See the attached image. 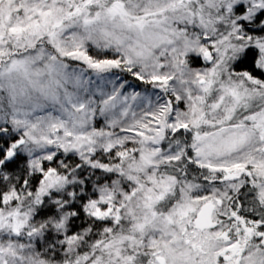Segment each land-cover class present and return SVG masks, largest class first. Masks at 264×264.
<instances>
[{"label": "snow or ice", "instance_id": "1", "mask_svg": "<svg viewBox=\"0 0 264 264\" xmlns=\"http://www.w3.org/2000/svg\"><path fill=\"white\" fill-rule=\"evenodd\" d=\"M42 41L57 54H48L49 73H62L66 65L58 64L57 58L65 57L97 73L123 71L138 87L147 86L168 96L154 105L143 92L125 94L124 84L119 85L123 91H117L109 81L113 93L104 101L103 110L113 111L119 104L123 105L121 115L127 116L134 106H147L144 120L122 128L121 136L115 139V133L102 128L99 121L88 136L74 137L65 129L67 141L60 145L65 151L84 146L72 143L73 139L92 145L93 136H104L108 138L104 151L123 159L127 153L117 149L129 136L155 146L173 135L176 154L170 159L180 160L185 152L179 151L184 143L179 138L186 134L192 141L186 154H195L196 167L205 169L213 184L219 180L230 189L201 196L174 211L160 205L162 212L155 209L168 188L155 196L147 195L153 219L136 226L139 238L137 234L121 235L104 244L115 249L117 264H264V213L249 217L230 205L223 213L226 220L217 217L224 200H231V192L243 191L246 186L253 189L252 203L264 205V0H0V83L7 82L13 97L15 80L39 84L33 79L38 72L32 65L45 58L46 50L39 47ZM86 41L115 46L123 49L124 55L117 58L104 53L101 57L86 47ZM25 49L35 50L36 55L21 57ZM202 62L212 65L206 73L196 70ZM186 65L194 72L190 80L184 79ZM137 66L151 71H140ZM169 67L173 72L167 71ZM176 71L180 92L176 91ZM98 91L105 94L102 88ZM83 108L81 104L77 110ZM214 113L221 115L210 119ZM11 116V127L8 114L0 117L4 121L0 123V169L8 171L27 159L22 151L28 142L25 136L31 143L38 142L27 131L19 134L20 126L37 127L25 113L13 109ZM115 126V121L107 125ZM51 128L58 133L63 123H53ZM205 128L215 131H202ZM39 140L53 143L50 136H40ZM157 154L154 151L141 159L151 166ZM56 159L54 154L46 157L41 176L55 170ZM35 179L42 182L40 176ZM104 207L111 211L108 205ZM109 212L97 208L94 215ZM149 229L159 233V238L144 235ZM13 231L19 229L13 226ZM8 250L15 254L11 246Z\"/></svg>", "mask_w": 264, "mask_h": 264}, {"label": "clouds", "instance_id": "2", "mask_svg": "<svg viewBox=\"0 0 264 264\" xmlns=\"http://www.w3.org/2000/svg\"><path fill=\"white\" fill-rule=\"evenodd\" d=\"M130 35L135 39L133 34ZM39 47L46 51L45 58L32 65L33 71L38 72L33 77L39 81L37 86L23 79L15 80L17 90L13 97L7 82L0 83V117L8 114L11 127L13 109L25 113L27 119L37 127L20 126L19 134L23 135L27 131L38 139L37 143H31L29 136H25L28 141L22 149L27 157L25 162L12 171L0 169V264H117L115 249L105 248L104 244L121 235L137 234L138 224L153 219V209L148 206L147 195L155 196L165 186L168 188L164 199L155 209L162 212L164 209L160 205L174 211L197 201L201 196L211 197L230 191L227 183L217 180L213 184L208 179L210 174L196 167L195 154H186L192 145L186 134L179 138L184 141L179 151L185 152L180 160L170 159L176 154L173 151L176 145L173 135H168L163 144L155 146L129 136L117 149L127 153L123 159L104 151L108 139L104 136H93L95 142L92 145H88L86 140L73 139L72 143L84 146L65 151L60 147L67 141L63 135L65 129L71 131L74 137L82 134L88 136L93 134L99 121L102 128L115 133L112 138L115 139L121 136L122 128L132 126L136 120H144L147 106H134L127 116L121 115L123 105L118 104L113 111L103 110L104 101L113 93V84L109 81L114 82L117 91H123L119 85L124 84L127 90L125 94L143 92L152 98L154 105L163 103L168 96L147 86L138 87L131 75L123 71L97 73L86 64L65 57L57 58L58 64L66 65L62 73H49L46 68L50 63L48 54H57L46 41H42ZM86 47L101 57L104 53L117 58L124 55L123 49L118 50L115 46L108 47L103 43L96 45L86 41ZM35 55L36 51L30 49L20 53L21 57ZM211 67L202 62L196 70L206 73ZM137 68L151 71V68ZM167 71L171 73L173 69L169 67ZM175 74L176 91L180 92L179 71ZM193 75L192 66L186 65L184 79L190 80ZM224 75L226 77V73ZM101 88L104 95L98 91ZM81 104L84 108L78 111ZM220 115L211 114L210 119H217ZM110 121L116 122L114 128L107 127ZM3 122L0 119V123ZM59 122L63 123V128L57 133L51 125ZM202 131L212 132L215 129L205 128ZM40 136H50L53 143L40 141ZM154 151L158 154L152 158L153 164L148 166L141 156H150ZM51 154L58 157L55 170L48 176H41L46 157ZM212 159L215 162V158ZM47 163L53 167L51 161ZM101 164L105 167L101 168ZM37 176L42 182L35 179ZM33 187L36 191H33ZM213 188H216L215 193ZM53 192L56 194L53 195ZM251 193L253 189L250 186L240 192H231V200H224L223 206L218 209V219L226 220L223 213L230 205L237 206L238 211L249 217L264 213V205L252 203ZM105 205L110 207V212ZM97 208L109 214L97 217L94 215ZM13 226L19 231L14 232ZM144 235H156L159 238V233H153L151 229ZM97 241L101 243L97 245ZM10 246L15 249L14 255L8 250Z\"/></svg>", "mask_w": 264, "mask_h": 264}]
</instances>
